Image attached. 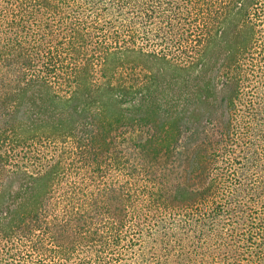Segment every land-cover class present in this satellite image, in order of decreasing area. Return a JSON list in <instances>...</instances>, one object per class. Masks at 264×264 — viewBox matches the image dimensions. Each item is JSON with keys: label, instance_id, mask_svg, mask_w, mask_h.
<instances>
[{"label": "trees", "instance_id": "obj_1", "mask_svg": "<svg viewBox=\"0 0 264 264\" xmlns=\"http://www.w3.org/2000/svg\"><path fill=\"white\" fill-rule=\"evenodd\" d=\"M0 264H264V0H0Z\"/></svg>", "mask_w": 264, "mask_h": 264}]
</instances>
